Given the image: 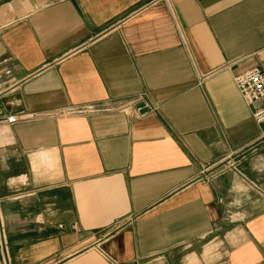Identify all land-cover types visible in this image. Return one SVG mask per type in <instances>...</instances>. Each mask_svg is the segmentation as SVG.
<instances>
[{
    "label": "crops",
    "instance_id": "crops-1",
    "mask_svg": "<svg viewBox=\"0 0 264 264\" xmlns=\"http://www.w3.org/2000/svg\"><path fill=\"white\" fill-rule=\"evenodd\" d=\"M254 66L264 0H0V264H264Z\"/></svg>",
    "mask_w": 264,
    "mask_h": 264
},
{
    "label": "built area",
    "instance_id": "built-area-1",
    "mask_svg": "<svg viewBox=\"0 0 264 264\" xmlns=\"http://www.w3.org/2000/svg\"><path fill=\"white\" fill-rule=\"evenodd\" d=\"M235 81L243 98L249 105L264 101V72L259 66H254L239 73L236 75ZM137 101H142V103L136 104ZM157 109L158 106L152 102L148 94L142 93L138 98L133 97L128 100H118L108 105L89 103L80 106H69L58 110V114L70 115L83 112L118 111L137 116H147L154 114ZM30 117L31 114H23L21 116L8 114L1 118L0 121L12 124L20 119H28ZM253 117L259 123L264 121V103L253 110Z\"/></svg>",
    "mask_w": 264,
    "mask_h": 264
},
{
    "label": "rangeland",
    "instance_id": "rangeland-1",
    "mask_svg": "<svg viewBox=\"0 0 264 264\" xmlns=\"http://www.w3.org/2000/svg\"><path fill=\"white\" fill-rule=\"evenodd\" d=\"M0 247H1V244H0ZM3 258V254H2V251H0V259Z\"/></svg>",
    "mask_w": 264,
    "mask_h": 264
}]
</instances>
